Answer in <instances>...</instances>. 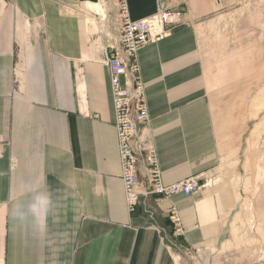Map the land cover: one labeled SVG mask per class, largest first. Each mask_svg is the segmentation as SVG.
<instances>
[{
    "label": "crops",
    "instance_id": "1",
    "mask_svg": "<svg viewBox=\"0 0 264 264\" xmlns=\"http://www.w3.org/2000/svg\"><path fill=\"white\" fill-rule=\"evenodd\" d=\"M227 2L126 0L133 21L159 6L182 13L137 54L150 120L136 142L155 147L165 184L195 176L200 185L190 196L141 198L129 213L103 56L118 38L113 0H0V264H226L242 255L228 242L254 174L237 169L228 88L213 92L203 64L210 35L226 28ZM137 171L144 186L141 162ZM37 193L52 202L47 227L43 217L13 218Z\"/></svg>",
    "mask_w": 264,
    "mask_h": 264
},
{
    "label": "rangeland",
    "instance_id": "2",
    "mask_svg": "<svg viewBox=\"0 0 264 264\" xmlns=\"http://www.w3.org/2000/svg\"><path fill=\"white\" fill-rule=\"evenodd\" d=\"M227 5L226 28L219 24L210 35L203 64L213 92L228 88V136L242 144L237 169L254 174L245 181L244 218L236 215L228 242V251L242 250V255L228 254L227 263L264 264V0H228ZM224 77L228 82L220 80ZM215 259L213 264L225 263Z\"/></svg>",
    "mask_w": 264,
    "mask_h": 264
},
{
    "label": "built area",
    "instance_id": "3",
    "mask_svg": "<svg viewBox=\"0 0 264 264\" xmlns=\"http://www.w3.org/2000/svg\"><path fill=\"white\" fill-rule=\"evenodd\" d=\"M113 5L117 8L118 38L116 43L106 46L103 56L110 76L120 178L126 208L129 213H133L141 198L156 196L168 199L177 194L190 196L200 189V185L195 176L174 184H165L161 178L155 147L136 142L139 129L150 120L137 54L149 43L169 36L170 29L181 22L182 13L159 6L152 16L133 21L126 0H113ZM140 162L147 175L144 186L137 176ZM168 220L173 236L180 237L183 226L178 211L173 207L168 211Z\"/></svg>",
    "mask_w": 264,
    "mask_h": 264
},
{
    "label": "clouds",
    "instance_id": "4",
    "mask_svg": "<svg viewBox=\"0 0 264 264\" xmlns=\"http://www.w3.org/2000/svg\"><path fill=\"white\" fill-rule=\"evenodd\" d=\"M53 214L50 198L44 194L37 193L34 203L27 211H25L20 205L16 206L13 218L19 222L26 219L29 215L34 218L43 217L45 219V227H47V217Z\"/></svg>",
    "mask_w": 264,
    "mask_h": 264
}]
</instances>
